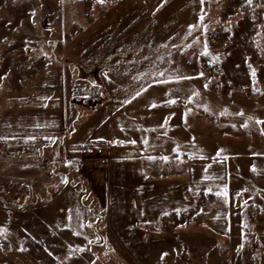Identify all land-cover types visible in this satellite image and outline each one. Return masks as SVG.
Returning a JSON list of instances; mask_svg holds the SVG:
<instances>
[{
	"label": "rangeland",
	"instance_id": "obj_1",
	"mask_svg": "<svg viewBox=\"0 0 264 264\" xmlns=\"http://www.w3.org/2000/svg\"><path fill=\"white\" fill-rule=\"evenodd\" d=\"M48 66H65L74 78L92 77L98 86L103 77L129 82L136 98L146 99L143 110L180 121L185 138L198 139L201 150L207 143L231 150L238 186L224 204L232 227L223 234L200 226L197 238L216 237L215 254L231 264H264V123H257L264 122V0H0V96L24 88ZM106 97L103 90L100 99ZM95 102L74 104L82 110L77 123ZM81 147L57 160L18 153L17 142L0 146V264H43L37 254H62L40 245L32 250L40 238L32 227L41 203L47 239L65 245L87 234L89 249L73 251L85 253L82 264H132L106 234L103 214L85 190L84 173L106 166L78 170ZM63 183L62 197L43 204ZM67 208L71 219L60 220ZM164 221L158 227L171 232L176 220ZM68 226L75 230L71 236L61 230Z\"/></svg>",
	"mask_w": 264,
	"mask_h": 264
},
{
	"label": "crops",
	"instance_id": "obj_2",
	"mask_svg": "<svg viewBox=\"0 0 264 264\" xmlns=\"http://www.w3.org/2000/svg\"><path fill=\"white\" fill-rule=\"evenodd\" d=\"M115 82L103 77L98 86L92 77L74 78L65 66L42 68L24 88L0 96V146L17 142L18 153L50 154L59 160L72 149L97 144L107 153L108 163L105 169L90 167L84 173L85 190L103 214L106 234L132 264H231L229 257L215 254L220 249L216 237L199 242L197 233L200 226L223 234L232 227V211L224 201L238 186L233 152L215 143L201 150L198 139L185 138L180 121L143 110L146 99L136 98L134 85ZM142 86L146 84L137 88ZM103 90L107 97L100 99ZM92 100L93 112L77 123L82 110L74 104ZM67 186L51 190L54 198L43 204L62 197L59 193ZM200 197L216 198L217 203L200 204ZM43 206H37L40 219H33L38 224L32 232L40 238L32 250L40 245L62 254L46 259L37 254V259L43 264H82L85 253L73 251L89 249L87 234L81 242L50 241L42 228ZM80 207L88 217L93 215L90 206ZM68 209L59 212L60 220H69ZM168 218L176 220L171 232L160 230ZM70 228H61L62 233L73 235ZM226 247L231 250V243Z\"/></svg>",
	"mask_w": 264,
	"mask_h": 264
},
{
	"label": "built area",
	"instance_id": "obj_3",
	"mask_svg": "<svg viewBox=\"0 0 264 264\" xmlns=\"http://www.w3.org/2000/svg\"><path fill=\"white\" fill-rule=\"evenodd\" d=\"M79 160L77 162V169L84 170L89 165L104 167L107 164L104 149L96 145H87L81 147L78 151Z\"/></svg>",
	"mask_w": 264,
	"mask_h": 264
},
{
	"label": "snow or ice",
	"instance_id": "obj_4",
	"mask_svg": "<svg viewBox=\"0 0 264 264\" xmlns=\"http://www.w3.org/2000/svg\"><path fill=\"white\" fill-rule=\"evenodd\" d=\"M246 3L247 4H249V5H251V3H252V0H246ZM205 54H207V53H205ZM255 73L253 72V75H254ZM201 75H203L202 73H201ZM137 95H140V93L138 92L137 93ZM193 95H197V93H193ZM189 100H191V97H189ZM127 102V101H126ZM168 103H175V101L174 100H170V101H168ZM153 107H155V105H153ZM241 115H242V113H241ZM257 123H264V122H262V121H257ZM146 142V141H145ZM131 143H135V141H132ZM253 170H255V169H253ZM226 194V193H225Z\"/></svg>",
	"mask_w": 264,
	"mask_h": 264
},
{
	"label": "water",
	"instance_id": "obj_5",
	"mask_svg": "<svg viewBox=\"0 0 264 264\" xmlns=\"http://www.w3.org/2000/svg\"><path fill=\"white\" fill-rule=\"evenodd\" d=\"M62 179H63V177H62Z\"/></svg>",
	"mask_w": 264,
	"mask_h": 264
}]
</instances>
